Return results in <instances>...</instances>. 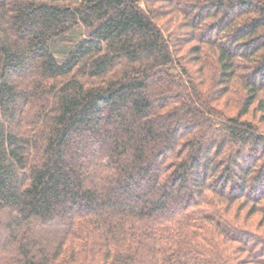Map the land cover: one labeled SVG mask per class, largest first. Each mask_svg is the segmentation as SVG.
Wrapping results in <instances>:
<instances>
[{"label":"trees","instance_id":"1","mask_svg":"<svg viewBox=\"0 0 264 264\" xmlns=\"http://www.w3.org/2000/svg\"><path fill=\"white\" fill-rule=\"evenodd\" d=\"M263 125L264 0H0V264H264Z\"/></svg>","mask_w":264,"mask_h":264},{"label":"rangeland","instance_id":"2","mask_svg":"<svg viewBox=\"0 0 264 264\" xmlns=\"http://www.w3.org/2000/svg\"><path fill=\"white\" fill-rule=\"evenodd\" d=\"M76 31H80V28L74 30V32H76ZM77 36H78V33H73V34H71L72 39L76 38ZM65 49H66V48H65ZM64 54H65L64 52L61 53L62 56H63ZM58 56L60 57V55H58ZM242 119H243V120L250 119V116H244ZM263 126H264V125H263Z\"/></svg>","mask_w":264,"mask_h":264}]
</instances>
